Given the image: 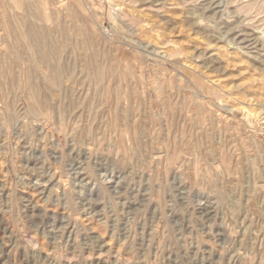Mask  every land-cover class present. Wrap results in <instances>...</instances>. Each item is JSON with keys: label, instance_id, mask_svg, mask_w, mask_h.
<instances>
[{"label": "rangeland", "instance_id": "obj_1", "mask_svg": "<svg viewBox=\"0 0 264 264\" xmlns=\"http://www.w3.org/2000/svg\"><path fill=\"white\" fill-rule=\"evenodd\" d=\"M241 3L0 0V264H264V0Z\"/></svg>", "mask_w": 264, "mask_h": 264}, {"label": "bare ground", "instance_id": "obj_2", "mask_svg": "<svg viewBox=\"0 0 264 264\" xmlns=\"http://www.w3.org/2000/svg\"><path fill=\"white\" fill-rule=\"evenodd\" d=\"M193 1H194V0H193ZM15 2H16V1H15ZM35 2H36V1H35ZM16 4H17V3H16ZM240 4H242V3H241V0H240ZM40 5H41V4H40ZM41 6H42V5H41ZM20 7H21V6H20ZM26 8H27V7H26ZM26 8H25V9H26ZM40 8H41V7H40ZM245 8H246V7H245ZM33 9H34V7H33ZM33 9H31V10H33ZM28 10H29V9H28ZM39 10L41 11L42 9H39V7H38V10H37V11H39ZM37 11H36V12H37ZM42 11H43V10H42ZM42 11H41V12H42ZM26 12H27V11H26ZM29 12H30V11H29ZM33 12L35 13L34 10H33ZM33 12H31V13H33ZM41 12H40V15H41ZM31 13H30V14H31ZM38 13H39V12H38ZM43 13H44V12H43ZM30 14H29V16L32 15V14H31V15H30ZM35 14H37V13H35ZM35 14H34V15H35ZM34 15H33V16H34ZM38 15H39V14H38ZM43 15H45V13L42 14L41 17H42ZM37 17L39 18V16H37ZM30 18H31V17H30ZM34 18H35V17H33V19H34ZM23 19H24V18H23ZM39 19H40V18H39ZM45 19H46V18H45ZM0 20H1V19H0ZM28 20H29V19H28ZM36 20H38V19H36ZM36 20H32L31 22L36 21ZM40 20H41V19H40ZM1 21H2V20H1ZM38 21H39V20H38ZM41 21H42V20H41ZM46 21H47V20H46ZM54 21H56V20H54ZM58 21H59V20H58ZM43 22H44V21H43ZM33 23H34V22H33ZM36 23H37V22H36ZM36 23H34V24H36ZM50 23H51V21H50ZM50 23H48V21H47V24H50ZM55 23H56V22H55ZM4 24H5V23H4ZM40 24L42 25V22H41ZM44 24H45V23H44ZM47 24H46V25H47ZM57 24H58V23H57ZM23 25H24V24H23ZM29 25H30V23H28V25L26 26V27H28V29H27V31H26V32H27V35L29 34L28 36L31 38V39H30L31 42L34 41V43H32V44H34V46H35L34 49H36V52H37V51H40L39 53H41V55H40L41 57L38 56V57H40L39 59H42V62H43L44 64H46V65L49 66V64H50L51 62H50V61H49L50 63H47V62H48V58L50 57V53H51L49 48H51V47H49L48 44H50L51 42L53 43V41H56V42H54L55 45L51 43V44L54 45V47H55V46H57L56 43H57L58 39H57V40H54V39L50 38V41H51V39H52V41H51L50 43L47 44L46 41H45V37H44L43 35H41V34H42V33H41V28H37V27L35 28L34 25H33V26L31 25L32 27H34V28H32V27L29 26ZM38 25H39V24H38ZM35 26H36V25H35ZM40 27H41V26H40ZM47 27H49V26H47ZM60 27H61V26H60ZM19 28H20V27H19ZM19 28H18V29H19ZM43 28H44V25H43ZM43 28H42V29H43ZM61 28H62V27H61ZM61 28H60L59 30H58V29H57V30L60 31ZM65 28H66V27H65ZM54 30H55V29H54ZM62 30H63V29H62ZM43 31H44V29H43ZM46 31H49V30H46ZM46 31L44 32L45 34H46ZM49 32H50V31H49ZM51 33H53V32H51ZM59 33H60V32H59ZM62 33H63V31H62ZM65 33H66V32H65ZM67 33H68V32H67ZM55 34H56V32H55ZM57 34H58V32H57ZM60 34H61V33H60ZM47 35L49 36L50 34L47 33ZM47 35H45V36H47ZM58 35H59V34H58ZM61 35H62V34H61ZM61 35H59V36H61ZM69 35H70V34H69ZM48 36H47V37H48ZM50 36H51V35H50ZM59 36H58V38H59ZM63 36H64V35H63ZM43 37H44V38H43ZM47 37H46V38H47ZM61 37H62V36H61ZM69 37H70V36H69ZM24 38H25V37H24ZM26 38H27V37H26ZM26 38H25V39H26ZM53 38H55V36H54ZM66 38H67V37H66ZM66 38H64V39H66ZM25 39H24V40H25ZM48 39H49V38H48ZM62 39H63V38H62ZM62 39L59 38V41H61ZM21 40H23V39H21ZM27 40H28V39H27ZM46 40H47V39H46ZM66 40H68V38H67ZM14 41H15V40H14ZM16 41H17V40H16ZM59 41H58V42H59ZM63 41H64V40H63ZM48 42H49V40H48ZM73 42H75V41H73ZM85 42H86V41H85ZM87 42H88V41H87ZM61 43H62V42H61ZM61 43H59L60 46H61ZM68 43H69V42H68ZM76 43L79 44L80 42H79V43L76 42ZM90 43H92V42H90ZM90 43H88V44H90ZM93 43H94V41H93ZM57 44H58V43H57ZM64 44H65V42H64ZM70 44H71V46H72L73 43H70ZM74 45H75V44H74ZM81 45H82V43H81ZM94 45H95V44H94ZM60 46H59V47H60ZM12 47H13V46H12ZM28 47H29V46H28ZM28 47H27V48H28ZM32 47H33V46H32ZM62 47H63V46H62ZM66 47H67V46H66ZM68 47H70V46H68ZM75 47H76V46H75ZM29 48H30V47H29ZM57 48H58V47H57ZM60 48H61V47H60ZM73 48H74V46H73ZM78 48L83 49L82 46H81V47L79 46ZM51 49H52V48H51ZM64 49H65V48H64ZM69 49H70V48H69ZM75 49H76V48H75ZM81 49H78V51H79V50L81 51ZM52 50H54V49H52ZM56 50H57V49H56ZM58 50H60V49H58ZM58 50H57L56 52H58ZM65 50H67V48H66ZM65 50H63V51H65ZM71 50H72V49H71ZM73 50H74V49H73ZM73 50H72V53H73ZM90 50H91V49H90ZM93 50H96L95 53L97 52V49H93ZM16 51H17V50H16ZM98 51H99V50H98ZM101 51H102V50H101ZM70 52H71V51H70ZM70 52H69V53H70ZM99 52H100V51H99ZM105 52H106V54H105L104 52H102V53L105 54V56H103V57H105L104 59L106 60V62H107V60H108V58H109V62H110V59H112V57L110 58L109 56H107L108 58H106V55H108L109 52H107V51H105ZM39 53H38V54H39ZM36 54H37V53H36ZM51 54H55V52L53 51V53H51ZM58 54H59V53H58ZM62 54H63V53H62ZM64 54H65V53H64ZM89 54H90V53H89ZM96 54L98 55V53H96ZM104 54H103V55H104ZM57 56H59V55H57ZM61 56H62V55H61ZM61 56H60V58H62ZM53 57H55V56H53ZM89 57H90V56H89ZM95 57H96V56H95ZM99 57H100V56H99ZM50 58H51V57H50ZM57 58H58V57H57ZM60 58H58V59H60ZM54 59H55V58H54ZM58 59H57V60H58ZM86 59H87V57H86ZM102 59H103V58H102ZM49 60H50V59H49ZM57 60H55V61H57ZM61 60H62V59H61ZM87 60H88V59H87ZM97 60H99L98 57H97ZM83 61H84V60H83ZM89 61H90V60H89ZM95 61H96V60H95ZM101 61H102V60L100 59L99 64L101 63ZM32 62H33V61H32ZM60 62H61V61H60ZM85 62H87V61H85ZM85 62H84V63H85ZM92 62H93V61H92ZM92 62L90 61V63H92ZM106 62L104 63V64H105L104 66H101V68H100V66L97 67V66H98V64H97V66H96L97 68L94 69L96 73L93 72V74H95V77H96L97 79H98V78L101 79L104 75L107 76L105 73H106L108 70L105 71L106 68L104 69V67L107 66L109 63L107 62V64H106ZM113 62H114V59H113ZM52 63H54V62H52ZM57 63H59V62H57ZM111 63H112V61H111ZM55 64H56V63H55ZM60 64H61V63H60ZM78 64H79V63H78ZM85 64H86V63H85ZM92 64H94V62H93ZM61 65H62V64H61ZM66 65H68V64L66 63ZM74 65L76 66V64H74ZM89 65H91V64H89ZM100 65H101V64H100ZM111 65H112V64H109V65L107 66L108 69H109V72H107V73H108V76H107V77H109V74H110V68H111V67L113 68V66H111ZM71 66H73V65H71ZM109 66H110V68H109ZM45 67H47V66H45ZM50 67H51V64H50ZM87 67H88V65H87ZM102 67H103V68H102ZM51 68H53V67H51ZM69 68H70V66H69ZM71 68H73V67H71ZM71 68H70V69H71ZM84 68H85V65H84ZM66 69L68 70L67 67H66ZM85 69H86V68H85ZM43 70H44V69H43ZM47 70H48V69H47ZM62 70H63V69H62ZM88 70L90 71V69H87V71H88ZM111 70H112V69H111ZM114 70H115V68H114ZM114 70H113V71H114ZM65 71H66V70H65ZM53 72H54V75H55L56 77H58V76L60 75V73H61V67H60V66H56V67H54V68H53ZM69 72H70V71H69ZM72 72H73V71H72ZM111 72H112V71H111ZM114 72H115V71H114ZM45 73H46V71H45ZM49 73H50V71H49ZM51 73H52V72H51ZM51 73H50V74H51ZM66 73H67V72H66ZM84 73H85V72H84ZM87 73H88V72H87ZM91 73H92V72H91ZM112 74L114 75V73H112ZM112 74H111V75H112ZM46 75H47V73H46ZM83 75H84V74H83ZM111 75H110V76H111ZM113 75H112V76H113ZM49 76H50V75H49ZM60 76H61V75H60ZM70 76H71V75H70ZM85 76H87V75H85ZM112 76H111L110 78H112ZM43 77H44V76H43ZM88 77H89V76H88ZM83 78H84V77H83ZM103 78H104V77H103ZM103 78L101 79V81L106 80V79L103 80ZM86 79H87V78H86ZM89 79H91V78L89 77L88 80H89ZM97 79H96V81L99 82V80H97ZM50 80H51V79H50ZM50 80H49V81H50ZM57 80H58V79H57ZM84 80H85V79H84ZM123 80H124V79H123ZM52 81H53V80H52ZM52 81H51V82H52ZM106 81H107V80H106ZM70 82H71V81H70ZM84 82H85V81H84ZM87 82H88V81H87ZM104 82H105V81H104ZM53 83H54V82H53ZM88 83H90V81H89ZM105 83H106V82H105ZM105 83H104V84H105ZM55 84H56V83H55ZM84 84H85V83H84ZM92 84H93V83H92ZM106 84H107V83H106ZM87 85H88V84H87ZM109 85H110V84H109ZM109 85H108V87H109ZM57 86H58V85H57ZM90 86H91V83H90ZM93 86H95V84H93ZM96 86H97V85H96ZM113 86H114V85H113ZM98 87H99V85H98L97 87H95V88H96V91H95V89L93 88V90H94L96 93H97V91H99V90H97ZM102 87H104V86L102 85ZM105 87H106V85H105ZM108 87H107V91H108ZM115 87H116V86H115ZM115 87H114V89H115ZM99 88H100V87H99ZM103 89H104V88H103ZM116 89H117V88H116ZM116 89H115V90H116ZM32 90H33V89H32ZM100 90H101V89H100ZM104 90H105V89H104ZM104 90H103V92H104ZM94 91H93V92H94ZM101 91H102V90H101ZM105 91H106V90H105ZM34 92H35V91H34ZM34 92H33V93L31 92L30 94L32 95V94H34ZM60 92H61V91H60ZM93 92H92V94L94 95L95 93H93ZM36 93H37V92H36ZM55 93H56V92H55ZM100 93L102 94V92H100ZM97 94H98V93H97ZM35 95H36V94H34L33 96H35ZM95 95H96V94H95ZM99 95H100V94H99ZM29 96H30V95H29ZM89 96H90V95H89ZM57 97H58V96H57ZM94 98H95V97H94ZM97 98H98V97H97ZM9 99H10V98H9ZM36 100H37V99H36ZM41 101H42V100H41ZM41 101H40V102H41ZM33 104H35V103H33ZM43 104H44V103H43ZM74 104H75V103H74ZM37 105H38V104H37ZM69 105H70V104H69ZM71 105H72V104H71ZM34 106L36 107V105H34ZM37 107H38V106H37ZM58 107H59V106H58ZM64 107H65V106H64ZM66 107H68V106L66 105ZM66 107H65V108H66ZM33 109H34V107H33ZM95 109H96V108H95ZM43 110H44V109H43ZM48 110H49V109H48ZM87 110L89 111V109H87ZM91 110H92V109H91ZM93 110H94V109H93ZM247 110H248L249 112L252 111V110H249V108H248ZM37 111H38V110H37ZM88 111H87V112H88ZM122 112H123V111H122ZM124 112L126 113V111H124ZM93 113H94V112H93ZM125 113H124V114H125ZM250 113H251V112H250ZM254 113H255V112H254ZM91 114H92V113H91ZM91 114H90V115H91ZM124 114H122L121 116H124V117H125L126 114H125V115H124ZM251 114H252V113H251ZM49 117H50V116H49ZM90 117H91V116H90ZM126 117H127V116H126ZM126 117H125V118H126ZM120 118H121V117H120ZM63 120H64V119H63ZM136 140H137V139H136ZM175 142H176V141H175ZM173 151H174V150H173ZM169 159H170V158H169ZM169 159H168V160H169Z\"/></svg>", "mask_w": 264, "mask_h": 264}, {"label": "built area", "instance_id": "obj_3", "mask_svg": "<svg viewBox=\"0 0 264 264\" xmlns=\"http://www.w3.org/2000/svg\"><path fill=\"white\" fill-rule=\"evenodd\" d=\"M107 30V29H106Z\"/></svg>", "mask_w": 264, "mask_h": 264}]
</instances>
